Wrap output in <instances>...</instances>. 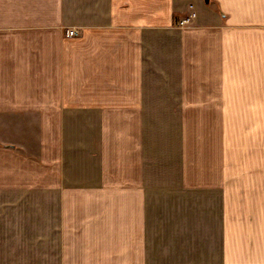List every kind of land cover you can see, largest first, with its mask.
Listing matches in <instances>:
<instances>
[{
    "label": "crops",
    "instance_id": "0c3cea01",
    "mask_svg": "<svg viewBox=\"0 0 264 264\" xmlns=\"http://www.w3.org/2000/svg\"><path fill=\"white\" fill-rule=\"evenodd\" d=\"M258 113L264 0H0V264H264Z\"/></svg>",
    "mask_w": 264,
    "mask_h": 264
},
{
    "label": "built area",
    "instance_id": "2783aa9c",
    "mask_svg": "<svg viewBox=\"0 0 264 264\" xmlns=\"http://www.w3.org/2000/svg\"><path fill=\"white\" fill-rule=\"evenodd\" d=\"M196 18H197V11L194 8V5L190 4L189 11H188L187 15H185L184 17H180V18L178 17L176 19V26L186 27V26L194 23ZM79 34H80V31H79V29H76V28H70V29L66 30L67 36H77Z\"/></svg>",
    "mask_w": 264,
    "mask_h": 264
},
{
    "label": "rangeland",
    "instance_id": "374dc122",
    "mask_svg": "<svg viewBox=\"0 0 264 264\" xmlns=\"http://www.w3.org/2000/svg\"><path fill=\"white\" fill-rule=\"evenodd\" d=\"M259 156L264 159V113H258V157ZM263 161H261V163L264 168ZM259 163L260 162H258V164Z\"/></svg>",
    "mask_w": 264,
    "mask_h": 264
},
{
    "label": "water",
    "instance_id": "95a60500",
    "mask_svg": "<svg viewBox=\"0 0 264 264\" xmlns=\"http://www.w3.org/2000/svg\"><path fill=\"white\" fill-rule=\"evenodd\" d=\"M208 1V0H207Z\"/></svg>",
    "mask_w": 264,
    "mask_h": 264
}]
</instances>
